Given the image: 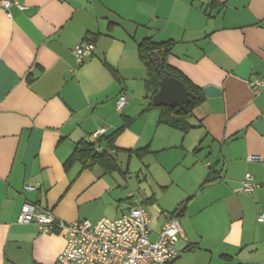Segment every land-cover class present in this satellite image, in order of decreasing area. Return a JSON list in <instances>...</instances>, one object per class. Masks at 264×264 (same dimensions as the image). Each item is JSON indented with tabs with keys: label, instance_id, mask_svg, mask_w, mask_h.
<instances>
[{
	"label": "crops",
	"instance_id": "obj_1",
	"mask_svg": "<svg viewBox=\"0 0 264 264\" xmlns=\"http://www.w3.org/2000/svg\"><path fill=\"white\" fill-rule=\"evenodd\" d=\"M11 1L26 9L0 5V264H58L65 247L17 223L25 203L66 223L141 206L152 242L185 205L172 264H264V161H247L264 157V91L251 84L264 79V0ZM145 40L170 43L169 66L222 92L193 110L187 132L153 105ZM88 43L93 55L78 60L72 50ZM100 128L105 148L117 133L118 169L67 167ZM246 173L259 184L250 194Z\"/></svg>",
	"mask_w": 264,
	"mask_h": 264
},
{
	"label": "built area",
	"instance_id": "obj_2",
	"mask_svg": "<svg viewBox=\"0 0 264 264\" xmlns=\"http://www.w3.org/2000/svg\"><path fill=\"white\" fill-rule=\"evenodd\" d=\"M0 5L10 16L12 7L24 11L26 7L11 0H0ZM95 50L93 43L77 45L73 54L78 60L92 56ZM256 93L264 91V79L251 82ZM127 106L126 97L120 94L116 108L122 111ZM105 128H100L89 136L90 142L99 143ZM102 147L99 146L98 150ZM248 162H263L262 155L249 154ZM259 184L254 177L246 173L242 181L244 193H253ZM24 190H35L26 185ZM257 221L264 224V212ZM18 224H36L42 234H60L65 239V247L57 258L58 264H172L178 258L177 244L183 233L178 218L173 217L165 223L159 232L157 241L152 242V222L148 212L141 206H135L120 218L111 220L102 218L97 222L82 220L66 223L58 220L52 213L40 209L32 203H25L19 214Z\"/></svg>",
	"mask_w": 264,
	"mask_h": 264
},
{
	"label": "trees",
	"instance_id": "obj_3",
	"mask_svg": "<svg viewBox=\"0 0 264 264\" xmlns=\"http://www.w3.org/2000/svg\"><path fill=\"white\" fill-rule=\"evenodd\" d=\"M170 49V43H155L151 40H145L139 45L138 52L140 59L148 69L149 85L153 90V95L158 93L159 84L164 75H170L180 80L185 85L186 89L195 95L193 102L186 106L185 111L177 113L176 108L161 107L163 111L162 122L180 131L187 132L191 128L187 121L188 118L191 117L193 110L203 103L207 97L203 88L195 86L184 75L167 64V57L170 53ZM115 136H117V133L107 139L106 148L100 144L102 139L99 143H82L69 159L67 167L76 161H80L85 166L88 165V167L92 166L94 163H98L107 170H117L118 166L115 158L108 152V149L113 147ZM99 146L102 147L101 150H98ZM138 156L140 157L141 154ZM209 181L210 179H207L205 184Z\"/></svg>",
	"mask_w": 264,
	"mask_h": 264
},
{
	"label": "water",
	"instance_id": "obj_4",
	"mask_svg": "<svg viewBox=\"0 0 264 264\" xmlns=\"http://www.w3.org/2000/svg\"><path fill=\"white\" fill-rule=\"evenodd\" d=\"M206 97H218L221 95V90L215 86H208L204 88ZM195 95L189 92L185 85L178 79L164 75L159 84V91L153 98V105L155 107L176 108V112L186 110V106L193 102ZM185 209L183 205L175 214L176 218L182 216Z\"/></svg>",
	"mask_w": 264,
	"mask_h": 264
},
{
	"label": "rangeland",
	"instance_id": "obj_5",
	"mask_svg": "<svg viewBox=\"0 0 264 264\" xmlns=\"http://www.w3.org/2000/svg\"><path fill=\"white\" fill-rule=\"evenodd\" d=\"M121 157V158H120ZM124 157L123 156H119V158L117 159H123ZM127 158V157H126ZM134 162H138L135 158H134Z\"/></svg>",
	"mask_w": 264,
	"mask_h": 264
}]
</instances>
